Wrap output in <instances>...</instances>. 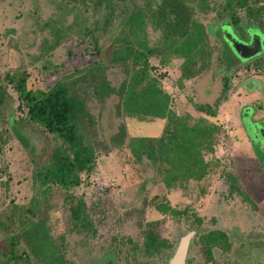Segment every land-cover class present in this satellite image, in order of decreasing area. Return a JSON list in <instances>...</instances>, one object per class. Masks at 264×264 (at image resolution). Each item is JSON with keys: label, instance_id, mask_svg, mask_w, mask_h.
Instances as JSON below:
<instances>
[{"label": "rangeland", "instance_id": "1", "mask_svg": "<svg viewBox=\"0 0 264 264\" xmlns=\"http://www.w3.org/2000/svg\"><path fill=\"white\" fill-rule=\"evenodd\" d=\"M141 3L0 0V259L8 250L6 239L15 233L23 237L31 222L51 237L69 264H166L178 235L196 228L200 233L223 232L229 247L207 261L205 244L195 237L189 264H264V141L251 125L252 118L264 125V53L244 62L223 33L226 14L212 1L206 12L194 13L212 48L207 69L180 81L181 60L173 59L166 67L150 60L151 74L169 93L177 115L204 116L224 127L209 156L212 173L185 188H167L156 165L137 160L128 147L132 137L161 136L166 120L140 121L123 113L120 87L127 66L114 62L111 53L123 43L117 38L127 15ZM238 14L246 26L243 32L231 26L237 39H245L249 28L264 33V14L247 21L249 25L245 11ZM147 35L153 42L158 33L147 27ZM20 73L27 74L28 89L60 83L70 98L82 102L79 126L94 148L96 167L82 173L80 184L68 192L56 184L36 183V167L48 160L57 140L27 118L9 81ZM197 105H210L216 115H205ZM229 175L245 196L230 192ZM80 200L91 222L85 231L72 223L70 214V206ZM160 203L181 213H161ZM150 227L171 246L161 256H147L143 250L144 232ZM20 241L18 252L25 239Z\"/></svg>", "mask_w": 264, "mask_h": 264}, {"label": "trees", "instance_id": "2", "mask_svg": "<svg viewBox=\"0 0 264 264\" xmlns=\"http://www.w3.org/2000/svg\"><path fill=\"white\" fill-rule=\"evenodd\" d=\"M212 1L228 18L221 26L228 24L241 32L246 25H242L238 10L245 11L246 23L259 20L264 14L262 0H142L140 5H133L120 30L121 37L117 40L123 43L111 52L114 62L127 66V76L120 87L123 113L140 121L166 120L161 136L132 137L128 147L137 160L146 158L156 165L167 188H185L190 181H200L212 173L214 164L209 156L214 154L224 127L207 122L204 116L192 119L190 115H177L171 109L169 93L151 74L150 60L157 59L163 67L173 59L181 60L180 81L193 79L207 69L212 48L205 26L194 18V13L197 10L206 12ZM147 27L158 33L153 42L149 41ZM26 79L27 74L24 73L12 74L9 78L20 105L26 108L30 121L39 124L57 140L48 160L36 167V183L40 186L56 184L68 192L80 184L82 173H90L96 167L94 148L79 126L82 102L70 98L60 83H54L45 90H31L26 86ZM228 84L229 77H226L223 93H226ZM196 108L207 116L216 115L210 105H197ZM227 179L230 192L245 196L234 176L229 175ZM84 207L80 200L70 206V214L72 223L85 231L90 229L91 222ZM157 209L164 214L181 213L164 203H160ZM28 212L32 214L31 210ZM22 222L19 221L21 227ZM32 225L30 222L28 228L22 230L23 237L15 233L6 239L8 250L3 252L0 264H69L51 237L42 235ZM147 225L151 226L152 222ZM195 237L203 240L207 261L219 256V249L229 247L228 236L219 230L198 232ZM20 239H25V243L18 252V245L22 243ZM30 243L33 244L31 249L28 248ZM170 248V244L151 227L144 232L143 250L147 256H161ZM108 253L105 252L104 256L111 263Z\"/></svg>", "mask_w": 264, "mask_h": 264}, {"label": "water", "instance_id": "3", "mask_svg": "<svg viewBox=\"0 0 264 264\" xmlns=\"http://www.w3.org/2000/svg\"><path fill=\"white\" fill-rule=\"evenodd\" d=\"M222 27H224L223 33L228 39L229 44L238 50L240 56L244 58V62L249 61L253 57H258L264 52V33L259 29L249 28L247 31L249 33V40L244 41L237 39L230 25L224 24ZM251 125L255 129V125ZM257 134L264 141V129L259 128ZM196 232L197 230L193 229L178 235L175 246L166 256V264H186L191 240Z\"/></svg>", "mask_w": 264, "mask_h": 264}, {"label": "flooded vegetation", "instance_id": "4", "mask_svg": "<svg viewBox=\"0 0 264 264\" xmlns=\"http://www.w3.org/2000/svg\"><path fill=\"white\" fill-rule=\"evenodd\" d=\"M242 40H244V41H248L249 40V33H247V37L245 38V39H242ZM264 53V52H263ZM262 53V54H263ZM261 54V55H262ZM259 57V56H258ZM257 57H253V58H251L249 61H253L254 59H256ZM249 61H247V62H249ZM257 121V120H256ZM253 118H252V121H251V123L252 124H254L255 125V131L257 132V130L259 129V128H263L264 129V125L263 124H259L258 122H256ZM255 123H257V124H255ZM193 230V229H192ZM194 230H197V229H194ZM198 233V230H197V232H196V234ZM195 234V235H196ZM195 235L193 236V238H192V240H191V244H192V241H193V239L195 238ZM191 244H190V248H191ZM190 250V249H189ZM186 264H189V262H188V260H186Z\"/></svg>", "mask_w": 264, "mask_h": 264}]
</instances>
